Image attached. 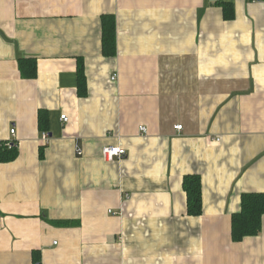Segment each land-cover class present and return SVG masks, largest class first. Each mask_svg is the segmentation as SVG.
<instances>
[{"label":"crops","instance_id":"0c3cea01","mask_svg":"<svg viewBox=\"0 0 264 264\" xmlns=\"http://www.w3.org/2000/svg\"><path fill=\"white\" fill-rule=\"evenodd\" d=\"M2 142L18 155L0 164V264H264V217L232 239L242 195L264 193V0H0Z\"/></svg>","mask_w":264,"mask_h":264},{"label":"trees","instance_id":"16d2710c","mask_svg":"<svg viewBox=\"0 0 264 264\" xmlns=\"http://www.w3.org/2000/svg\"><path fill=\"white\" fill-rule=\"evenodd\" d=\"M225 17H233V9L224 6ZM102 52L105 57H114L117 53L116 20L113 15L102 17ZM78 94H87L86 73L83 60L78 62ZM18 67L26 80L38 77V64L35 58H20ZM48 112H39V129L48 131ZM18 151L9 142L0 143V164L12 162L17 158ZM183 187L187 194L188 214L201 216L203 213L202 179L199 175H188L184 178ZM264 217V193H247L242 195L241 210L232 217V239L241 242L246 237L257 236L262 231Z\"/></svg>","mask_w":264,"mask_h":264},{"label":"built area","instance_id":"2783aa9c","mask_svg":"<svg viewBox=\"0 0 264 264\" xmlns=\"http://www.w3.org/2000/svg\"><path fill=\"white\" fill-rule=\"evenodd\" d=\"M116 77L117 76H114L112 78V80H116ZM62 121L64 122H68V118L63 115L61 117ZM177 130H182L183 127L182 126H178L176 127ZM141 132L145 133L146 132V129L144 127H142L141 129ZM11 134L14 135L15 134V130H11ZM42 139L45 140V141H49L50 140V136H49V133H44L42 134ZM11 146H14V144H11L9 143ZM81 155V153H79ZM127 152L125 149L123 148H120L118 146H106L103 148L102 150V155H103V158L108 161V162H113L117 159H120L124 156H126Z\"/></svg>","mask_w":264,"mask_h":264}]
</instances>
